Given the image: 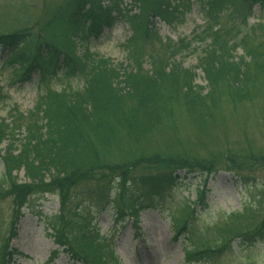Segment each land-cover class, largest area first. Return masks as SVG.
I'll return each instance as SVG.
<instances>
[{
    "label": "rangeland",
    "instance_id": "obj_1",
    "mask_svg": "<svg viewBox=\"0 0 264 264\" xmlns=\"http://www.w3.org/2000/svg\"><path fill=\"white\" fill-rule=\"evenodd\" d=\"M68 1L0 0V31L26 28L59 45L67 29L61 20H51L52 12ZM98 1L102 7L111 6L114 2ZM198 1L190 0L191 4L182 9L179 19L172 24L159 19L152 22L157 36L145 47L143 52L146 56L141 60V66L158 73L163 64L171 71L177 66L181 70L180 75L183 70L190 71L194 84L207 89L203 58L207 52L212 53V35L219 31L214 34L215 39L226 37L234 47L232 64H240L251 53L255 56L254 62L250 60L242 67L246 81L242 84L239 99L234 102L226 96L207 98L195 111H187L181 104L167 100L155 113L133 116L129 111L133 109L134 100L123 95L114 113L98 111L92 118L77 117L78 122L71 125L79 150L83 145H92L96 150L95 157L81 156L82 161L77 165L83 169H95L98 163L119 165L148 156L161 160L153 168L146 164L138 166L137 174H156L157 171L183 167L176 169L180 177L177 182L162 190L161 197L153 202L156 206H151L141 216L138 235L134 233L133 221L128 216L124 218L121 229L113 230L114 210H102L104 200L98 201L90 192L94 190L96 181L81 183L71 191L72 196H77L80 201L79 208L89 213L92 223L99 226L100 233L113 237L115 252L124 264H264V237L247 247H238V239L234 238L222 254L218 253L208 262H187L184 253L191 249L184 247L183 234L178 240L174 239L173 223L184 215L186 202L194 209L189 225L191 230H188V239L186 237L194 248L202 242L218 247L228 238L232 237V240L247 226L260 223L264 216V204L261 202L264 187L260 188L264 185V9L254 6L253 15L247 19L238 18L235 8L224 11L218 25L214 26L201 13ZM118 7L129 9L131 14L139 13V7L133 6L130 0H120ZM130 35L128 22L118 19L110 27L103 28L98 38L91 42L89 55L96 52L116 65L129 67L130 58L123 44ZM79 49L77 53L81 52ZM136 61L139 63L138 58ZM45 84L39 81L38 74L22 85L11 84L1 78L0 90L8 95H0V117L9 121L10 112L15 107L22 112L31 111L45 88L60 91L69 85L77 88L81 82L74 77L57 75L46 78ZM145 105L141 104L144 108ZM229 157L236 161L233 170L227 166L231 165ZM208 162L213 165V173L189 171L198 169V163L207 165ZM3 173L0 159V179ZM115 173L103 170L105 182L116 177ZM234 174H243L249 180L242 181ZM16 179L20 183L29 182L23 168L17 172ZM201 191H204V199L199 201L197 197ZM8 193V190L0 193V254L7 244L24 255L17 264H78L62 252L54 255L56 245L50 237L49 222L58 212V196L51 193L31 196L17 221V236L11 239L15 205ZM236 212L245 214L236 220L233 216Z\"/></svg>",
    "mask_w": 264,
    "mask_h": 264
},
{
    "label": "trees",
    "instance_id": "obj_2",
    "mask_svg": "<svg viewBox=\"0 0 264 264\" xmlns=\"http://www.w3.org/2000/svg\"><path fill=\"white\" fill-rule=\"evenodd\" d=\"M132 1L139 7L137 15L131 14L129 9L121 10L118 7L120 0H114L111 6L105 7L98 0H69L52 12L51 20H61L67 29L59 45L44 39L41 33L26 28L0 31V79L22 85L29 82L34 74H38L39 81L44 85L46 78L57 75L74 77L81 82L77 88L69 85L60 91L44 87L45 90L38 95L31 111L22 112L15 107L10 112L9 121L0 117V159L4 167L0 193L8 190L15 205L11 238L16 236L15 223L22 216V209L26 207L29 198L36 194H55L59 198V211L49 223L53 241L67 256L80 264L122 263L111 241L100 236L89 213L79 208L78 197L71 194L73 189L81 183L96 181L94 190L90 192L99 200L105 199L102 208H112L114 220L121 223L126 215L136 220L142 212L156 206L153 205L154 200L161 197V191L166 186L177 181L179 176L176 169L183 167L167 172L157 171L156 174H137L135 171L138 166L146 164L153 168L161 160L148 156L119 165L98 163L95 169H83L77 165L82 161L81 156L87 154L86 158L95 157L96 150L92 145H83L79 150L80 145L71 125L77 123L79 117L92 118L98 111L114 113L123 95L134 100L133 109L129 111L133 116L155 113L167 100L181 104L187 111L202 107L207 98L226 96L235 102L240 98L242 84L246 81L242 67L250 60L255 61L251 53L240 64H232L234 47L226 37L215 39L217 31L212 35V53L207 52L203 58L207 89L194 84V76L190 71L183 70L180 75L181 70L177 66L171 71L163 64L159 73L157 70L147 71L141 66V60L146 56L143 52L145 47L157 36L152 22L158 18L172 24L179 19L182 9L191 3L190 0ZM244 3L246 12L243 9ZM198 4L201 13L214 26L218 25L224 11L235 8L238 18L247 19L253 15L254 6L264 9V0H199ZM118 19L126 20L131 29V35L123 44L130 58L129 67L116 65L96 52L90 56L88 52L91 42L98 38L102 29ZM79 48L81 52L77 53ZM0 92V95H8L5 91ZM145 103L144 108L141 104ZM228 161L231 164H227L228 168L233 170L236 166L234 157H229ZM208 163H198V169L189 171L200 170L199 174L207 175L213 173V165ZM20 168H23L28 183L17 182L16 175ZM103 170L116 171V177L105 182ZM234 175L240 180L248 179L243 174ZM263 187L261 185L260 188ZM198 199H204V191L199 193ZM261 202L264 204V198ZM193 213L191 205L185 203L184 215L175 223L176 236L185 233ZM244 214L236 212L233 216L238 220ZM187 235L188 239L189 232ZM221 236L226 239L224 235ZM262 237L264 216L260 223L247 226L232 240V237L228 238L218 247L205 242L195 248L189 245L191 250L185 256L188 262H208L215 259L218 253L222 254L235 239H238V247H247ZM20 255L19 251L5 244L0 254V263L14 264Z\"/></svg>",
    "mask_w": 264,
    "mask_h": 264
}]
</instances>
